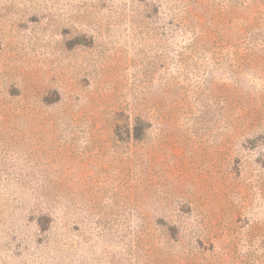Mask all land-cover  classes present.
<instances>
[{"label": "rangeland", "instance_id": "rangeland-1", "mask_svg": "<svg viewBox=\"0 0 264 264\" xmlns=\"http://www.w3.org/2000/svg\"><path fill=\"white\" fill-rule=\"evenodd\" d=\"M0 264H264V0H0Z\"/></svg>", "mask_w": 264, "mask_h": 264}]
</instances>
